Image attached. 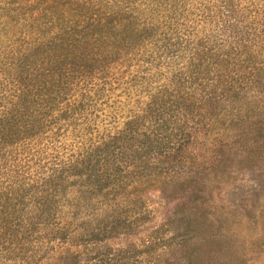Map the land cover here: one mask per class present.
I'll list each match as a JSON object with an SVG mask.
<instances>
[{
	"label": "rangeland",
	"instance_id": "374dc122",
	"mask_svg": "<svg viewBox=\"0 0 264 264\" xmlns=\"http://www.w3.org/2000/svg\"><path fill=\"white\" fill-rule=\"evenodd\" d=\"M76 1L0 0V127L13 130L0 146V264H264V133L239 114L243 101L215 113L175 109L188 135L152 154L151 162L162 163L150 173L128 156L136 141L125 154L116 149L108 166L121 168L120 184L99 189L105 180L82 163L141 120L165 86L185 95L189 82L177 90L178 81L211 60L209 46L228 50V65L240 54L264 67V0H98L156 24L158 41L96 73L82 108L65 111L67 100L44 108L33 94L43 77L33 76L35 65L46 66L45 54L28 62V72L18 73V64L37 38L51 35L42 7ZM238 39L245 40L239 49ZM254 115L264 120V110ZM152 122L142 119L136 132ZM52 188L56 202L46 207L42 198Z\"/></svg>",
	"mask_w": 264,
	"mask_h": 264
},
{
	"label": "trees",
	"instance_id": "16d2710c",
	"mask_svg": "<svg viewBox=\"0 0 264 264\" xmlns=\"http://www.w3.org/2000/svg\"><path fill=\"white\" fill-rule=\"evenodd\" d=\"M80 2L76 1V7H71L70 4L64 5V3L47 4L42 7V13L49 15L47 24L44 23L43 28L51 35L45 41L37 38L36 43L21 54L22 61L18 64V73H23L25 70L28 72V62H35L40 54H45L41 62L46 66L40 68L35 65L33 76L43 77L45 85L37 87L36 93L33 94L38 95L35 103L41 101L44 108L48 106L50 109L61 100H67L63 107L65 111L75 106L82 108L85 100V94L82 93L83 88L93 83L96 73L99 74L110 63H114L120 55H126L125 59L132 53H139L143 47L156 44L158 41L156 24L145 20L138 21L137 15L122 9L116 3L102 4L98 0H81ZM241 45L245 46V40L238 41L236 48L239 49ZM220 48L211 52L213 49L209 46L206 58H211V60L205 64L203 61L195 64L196 69L189 71V77L186 78L188 80H180L182 83L178 81L177 90L184 89L183 83L189 82L185 95H174L175 88L168 86H165L162 92L153 95L154 98L148 110L144 112L146 115L141 117V120L147 116L153 119L147 129L142 128L141 131L136 132L138 124L142 126L138 116L130 121L121 133L97 145L87 154L86 160L82 162L86 165V169L96 174L95 180L99 183L105 180V183L98 186L99 189L109 186L111 182L112 184L116 181L117 184L121 183L123 178L120 175L121 168L117 166L111 170L108 166L115 162L116 149L121 154H125L127 143L137 142L132 150L136 157L128 156L138 160L137 167L143 174L161 167L157 164H161V161L151 162L149 157L152 154H163L171 149L175 144V137L183 143V139L188 135L185 121L178 124L174 118V110L180 108L181 105L191 109L206 108V111H210L209 113H215L222 111L223 108H220L226 104L234 106L238 101H243L244 107L240 109L239 114L242 117H249V125H256V130L260 136H263L264 120H252V118L259 109L264 110V67L251 63L249 57L240 54H237V63L232 62L228 65L231 59L229 51L218 53ZM193 54H197V51ZM215 59H218L219 63ZM220 63H224L226 67L222 68ZM203 73L207 76L213 74L217 76V79L214 80L213 76H209L202 81ZM101 76L103 75L100 74L99 77ZM71 83L77 87L73 89L72 94H69ZM195 83H204V92L196 89L193 86ZM197 90L202 92L199 97L196 96ZM73 94H76L78 100H69L68 97ZM203 100L204 103H200ZM30 101L34 102V99ZM12 136L11 124L6 130L0 127V146L2 142H6L7 137L12 138ZM19 136L20 134L15 135V137ZM58 185L64 184L59 183ZM49 190L50 192L42 198V203L46 207L51 202H56V189ZM14 220H11V224Z\"/></svg>",
	"mask_w": 264,
	"mask_h": 264
}]
</instances>
